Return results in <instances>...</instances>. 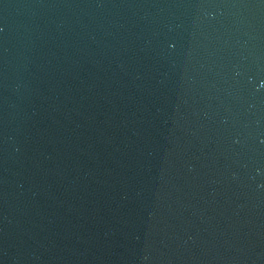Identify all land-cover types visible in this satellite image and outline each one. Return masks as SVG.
<instances>
[{
  "label": "water",
  "instance_id": "obj_1",
  "mask_svg": "<svg viewBox=\"0 0 264 264\" xmlns=\"http://www.w3.org/2000/svg\"><path fill=\"white\" fill-rule=\"evenodd\" d=\"M0 264H264V0H0Z\"/></svg>",
  "mask_w": 264,
  "mask_h": 264
}]
</instances>
